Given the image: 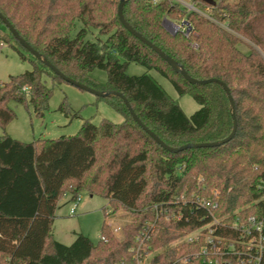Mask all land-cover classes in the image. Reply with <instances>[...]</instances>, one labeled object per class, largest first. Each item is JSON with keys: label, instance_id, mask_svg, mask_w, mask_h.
Wrapping results in <instances>:
<instances>
[{"label": "trees", "instance_id": "1", "mask_svg": "<svg viewBox=\"0 0 264 264\" xmlns=\"http://www.w3.org/2000/svg\"><path fill=\"white\" fill-rule=\"evenodd\" d=\"M118 4L119 0H0V14L66 77L99 92L121 93L140 122L167 146L225 139L232 131V118L223 88L217 83L192 85L173 72L121 25ZM209 9L227 28L176 4L151 0H125L123 16L191 78L215 79L228 88L237 122L234 137L212 148L168 152L136 124L116 96L99 98L122 117L120 123L103 119L94 125L87 120L73 136L32 142L5 133L0 136V264L128 262L134 236L153 218L155 205L182 213L178 221L162 219L151 239L155 260L163 257L162 263L170 264L196 250L182 244L178 250L166 248L184 231L209 224L213 217L229 222L238 210L264 215V0H215ZM165 19L186 21L189 33L170 34L163 26ZM0 32L25 50L1 20ZM240 43L249 47L248 53L238 48ZM32 58L31 71L0 83L3 130L15 118L10 102L31 104L40 114L52 95L46 81H62ZM130 63L157 71L179 96H192L200 108L186 116L177 100L148 74L128 75ZM95 69L106 72L105 84L90 75ZM85 192L104 197L108 207L130 212L133 220L120 235L103 221L97 244L78 234L71 245H62L52 235L60 201L67 196L72 202ZM201 199L216 207H201ZM107 211L103 209L104 215ZM216 233L235 235L226 228Z\"/></svg>", "mask_w": 264, "mask_h": 264}, {"label": "rangeland", "instance_id": "2", "mask_svg": "<svg viewBox=\"0 0 264 264\" xmlns=\"http://www.w3.org/2000/svg\"><path fill=\"white\" fill-rule=\"evenodd\" d=\"M173 23L177 22L173 21ZM163 26L170 34L177 33ZM0 34L2 35L0 44L4 45L0 47V83H3L11 76L31 71L33 58L9 35L2 32ZM238 48L243 53L249 51V47L244 43H240ZM126 73L130 76L148 74L169 97L177 100L186 116L192 115L200 108L192 96L188 94L179 96L171 82L155 70H147L141 65L130 63ZM90 75L99 83L105 84L107 81V74L103 70L95 69ZM46 84L52 88L46 109L37 114L31 104L25 106L10 102L9 108L15 113V118L7 124L5 130L0 127V136L6 133L23 142H32L40 138L57 139L75 135L87 120L94 125L99 124L103 119L112 123H120L123 120L105 101L85 90L64 81L53 83L47 80ZM71 207L72 203L63 199L52 225L53 239L65 246L71 245L78 234L97 244L103 221L116 228L117 234L120 235L121 228L133 220L130 212L120 207H108L107 199L98 195L90 196L86 192L80 196L74 215L69 213ZM104 208L108 209L107 215H104ZM178 243L180 239H175L166 248H174ZM153 252L155 255V251Z\"/></svg>", "mask_w": 264, "mask_h": 264}, {"label": "built area", "instance_id": "3", "mask_svg": "<svg viewBox=\"0 0 264 264\" xmlns=\"http://www.w3.org/2000/svg\"><path fill=\"white\" fill-rule=\"evenodd\" d=\"M215 2V0H213ZM168 2L176 4L186 12L194 13L222 28H227L224 24L217 22L211 16L209 7L199 0H151L152 4ZM163 25L169 27L174 32L188 34L189 24L186 21L173 23L164 20ZM3 43L0 47H3ZM184 203V199L181 198ZM80 197L72 201L70 215H74L79 204ZM201 207L214 209L215 203L201 199L197 201ZM154 213L152 219L145 220L137 234L134 236V243L129 249V261L116 262L113 264H163L161 257L155 260V255L151 247V239L154 232L160 225V221H178L182 218L180 210H172L167 206L152 208ZM229 229L234 232L233 237H226L216 233L217 229ZM180 237L182 246H193L195 251L180 255L170 264H192L197 260H202L208 264H264V215L262 217L244 215L240 210L231 215V220L226 222L224 217L215 218L209 224L202 225L192 230L184 231ZM176 244L178 250L182 246Z\"/></svg>", "mask_w": 264, "mask_h": 264}, {"label": "water", "instance_id": "4", "mask_svg": "<svg viewBox=\"0 0 264 264\" xmlns=\"http://www.w3.org/2000/svg\"><path fill=\"white\" fill-rule=\"evenodd\" d=\"M202 1L206 4L209 5H214L213 0H199ZM125 0H119L118 4V9H117V14H118V19L121 23V25L130 33L132 34L135 38H137L139 41L144 43L146 46H148L154 53H156L161 60H163L175 73L180 74V76L189 84L192 85H206L209 83H217L219 84L225 93L227 94L229 103H230V108H231V118H232V131L231 133L223 140L219 142H213V143H199V144H186L183 145L179 148H171L167 146L165 143H163L154 133H152L144 124L140 122L138 117L135 115L133 112L130 104L126 100V98L119 92L116 91H110V92H99L95 89H92L86 85L80 84L68 77H66L64 74H62L56 67H54L46 58L42 57L37 51H35L33 48H31L22 38H20L19 34L16 32V30L12 27V25L8 22L6 18H4L0 14V20L3 22L5 27L8 29L9 33L19 42V44L33 57H35L38 60H41L42 63L49 68L56 76H58L62 81L67 82L73 86H76L82 90H85L97 97H107V96H116L119 97L126 109L128 110L129 114L131 115L132 119L136 122V124L144 131L146 132L159 146H161L164 150L172 153H177L180 151H183L185 149L189 148H212L220 145H224L225 143L229 142L235 135L236 129H237V122L235 118V106L232 97L230 96V93L228 91V88L220 81L215 80V79H208V80H195L191 78L186 71L178 65L176 61H174L172 58L167 56L164 52H162L159 48L154 46L151 42L146 40L144 37H142L139 33L134 31L128 23L125 21L124 16H123V6H124Z\"/></svg>", "mask_w": 264, "mask_h": 264}, {"label": "crops", "instance_id": "5", "mask_svg": "<svg viewBox=\"0 0 264 264\" xmlns=\"http://www.w3.org/2000/svg\"><path fill=\"white\" fill-rule=\"evenodd\" d=\"M63 199H66V200H68V197H67V196H65ZM63 199H62V200H63ZM62 200H61V201H62ZM61 201H60V202H61Z\"/></svg>", "mask_w": 264, "mask_h": 264}]
</instances>
